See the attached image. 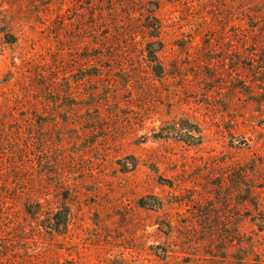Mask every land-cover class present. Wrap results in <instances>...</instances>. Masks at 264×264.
I'll return each instance as SVG.
<instances>
[{
	"label": "rangeland",
	"instance_id": "obj_1",
	"mask_svg": "<svg viewBox=\"0 0 264 264\" xmlns=\"http://www.w3.org/2000/svg\"><path fill=\"white\" fill-rule=\"evenodd\" d=\"M0 239V264H264V0H0Z\"/></svg>",
	"mask_w": 264,
	"mask_h": 264
},
{
	"label": "trees",
	"instance_id": "obj_2",
	"mask_svg": "<svg viewBox=\"0 0 264 264\" xmlns=\"http://www.w3.org/2000/svg\"><path fill=\"white\" fill-rule=\"evenodd\" d=\"M150 22H148L147 24H146V28L147 29H150V30H153L154 31V35L153 34H151V37L153 38V39H155V40H152L150 43H152V44H155V43H159V25H158V21H157V18L156 17H154V16H151L150 18ZM149 21V20H148ZM155 49V48H154ZM157 49V48H156ZM155 49V50H156ZM155 50L154 51H150V53H151V58L152 59H154V61L155 62H157V56L155 55ZM157 67H160V65L158 64V62H157V65H156ZM38 204H39V202H38ZM52 219L53 220H56L55 222V226L58 228L59 226V217H57V215H54L53 217H52ZM54 228V231H57V228ZM53 231V230H52ZM0 241H2L1 239H0ZM4 246V245H3ZM1 246L2 248H4V250L6 249V247L4 246ZM2 248L0 249V252L2 251Z\"/></svg>",
	"mask_w": 264,
	"mask_h": 264
}]
</instances>
